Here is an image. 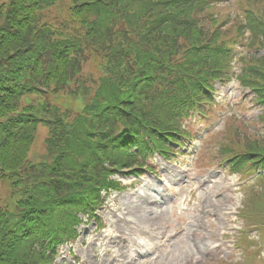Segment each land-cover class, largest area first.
I'll use <instances>...</instances> for the list:
<instances>
[{
  "label": "trees",
  "instance_id": "obj_1",
  "mask_svg": "<svg viewBox=\"0 0 264 264\" xmlns=\"http://www.w3.org/2000/svg\"><path fill=\"white\" fill-rule=\"evenodd\" d=\"M59 1L0 0V264H55L103 193L121 189L118 173L194 139L186 118L217 83L236 76L264 105V54L253 53L264 0L234 16L215 11L221 0H71L57 23ZM88 62L100 70L90 84ZM41 126L47 151L33 161ZM237 135L222 154L264 181V137ZM249 201L264 223V188Z\"/></svg>",
  "mask_w": 264,
  "mask_h": 264
},
{
  "label": "rangeland",
  "instance_id": "obj_2",
  "mask_svg": "<svg viewBox=\"0 0 264 264\" xmlns=\"http://www.w3.org/2000/svg\"><path fill=\"white\" fill-rule=\"evenodd\" d=\"M70 1L60 0L50 8V19L58 23ZM244 2L223 0L215 11L234 16ZM241 64L235 61L236 72ZM99 75L97 65L88 62L83 75L88 84L89 78ZM234 78L215 85V102L200 105L205 114L198 108L187 116L186 130L197 138L193 145L187 141L183 154L170 160L156 154L153 164L160 176L120 173L123 189L105 195L96 210L100 219L91 216L82 223L79 238L62 248L55 264H264V243L250 245L249 235L256 240L258 231H249L253 219L241 212L252 209L249 199L264 188V181L247 175L255 172L251 166L246 171L231 170L222 154L239 131L250 139L264 137V105ZM58 99L68 100L73 113L80 106L78 99ZM47 133L48 128H39L30 152L33 161L46 154Z\"/></svg>",
  "mask_w": 264,
  "mask_h": 264
}]
</instances>
